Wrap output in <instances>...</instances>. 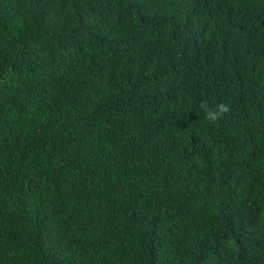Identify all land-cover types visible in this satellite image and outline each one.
<instances>
[{
    "label": "trees",
    "instance_id": "16d2710c",
    "mask_svg": "<svg viewBox=\"0 0 264 264\" xmlns=\"http://www.w3.org/2000/svg\"><path fill=\"white\" fill-rule=\"evenodd\" d=\"M0 264H264V0H0Z\"/></svg>",
    "mask_w": 264,
    "mask_h": 264
},
{
    "label": "clouds",
    "instance_id": "9594fccd",
    "mask_svg": "<svg viewBox=\"0 0 264 264\" xmlns=\"http://www.w3.org/2000/svg\"><path fill=\"white\" fill-rule=\"evenodd\" d=\"M200 108L204 111L205 118L210 123H216L231 112V106L227 103H218L215 107H212L207 101H203L200 104Z\"/></svg>",
    "mask_w": 264,
    "mask_h": 264
}]
</instances>
